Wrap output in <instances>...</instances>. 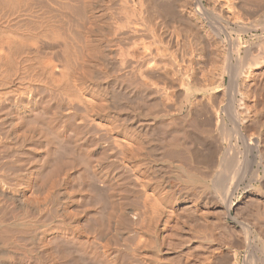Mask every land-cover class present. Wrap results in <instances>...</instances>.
<instances>
[{"label": "bare ground", "instance_id": "6f19581e", "mask_svg": "<svg viewBox=\"0 0 264 264\" xmlns=\"http://www.w3.org/2000/svg\"><path fill=\"white\" fill-rule=\"evenodd\" d=\"M117 1L119 2L120 0ZM121 1L117 3L116 0H0V156H2L0 157V264H80L82 263L81 261L88 264H246L250 258L247 259L245 254L246 258L242 261L240 251L234 248V242L233 245L228 243L231 246L227 247L228 245H225L227 242L225 243L222 240L223 233L217 232L220 229L217 227L216 230L214 223L210 222L211 218L210 220L206 218L207 215L205 214L207 213L204 214L206 211L204 210L205 207L202 209L204 210L203 212L200 211V205L211 203L212 198V202L214 203L215 200L219 207H225L228 211L231 210L230 201L232 196H234L233 191L238 184L237 180L241 175L240 167H242L240 159L238 160L237 147H229L226 142L228 144L229 155H227L229 157L220 150L218 157H216L218 159L217 167L223 163L221 162L223 159L222 154L227 157L226 161L228 158L231 159L233 157L231 160L232 169H230V159L228 163L226 162L229 164H226L229 166L227 171L224 168L229 173L232 170L230 175L226 173L227 175L224 174V176V169L222 173L221 170L217 171L216 161L213 160L212 162L215 165L213 167H216L215 171H209L210 173L214 172L213 180L215 185L213 184V187H217L214 189V194L217 193L214 196L213 194L211 195L209 190L211 178L207 174L210 168L211 170L214 168H207L206 165L208 164L204 161L205 164H202V161H199L201 156L198 157L193 149L196 139H194L195 141L192 139L193 147L189 136L192 133L193 136L195 134L200 140V145H203L201 147H205L204 145L207 144V139L215 129H212L213 126L216 127L217 133H215L219 134L220 137L223 138L228 135L227 137H230V140L231 138L235 139V142L243 140L247 147L252 144L253 137H249V135L247 137L243 133L241 116H239L240 112H238L239 114L234 112L231 115V119H229L230 124H228L224 115L220 112V107L210 108L212 110L210 113L212 112V114L207 112L209 114L206 113L208 119L205 116L204 119L206 120H202V118L201 120L207 123V121L214 118L217 126L213 125L211 127L210 124L213 123L211 121L212 123L208 122L210 127H207V124L204 125L202 123V125L200 124L201 121L199 120V123L197 120L199 119L198 114L202 113V109L207 107V105L202 108L201 106H204L202 104L199 110L202 109L197 114L189 106L179 101L181 105L179 103L180 106L178 107L177 102L178 108L175 106L177 109L172 108L173 106L170 107L171 109H176L174 110L175 112L173 110V112L169 111L171 109L168 108V103H170L168 101L175 99L174 97L178 92L177 98H180L179 96L183 94L182 92H187V90L184 91L187 88H184L181 92L179 90L177 93H173V98L172 96L171 98L166 96V99L165 95H163L162 98H165V101L168 100L167 102L164 101L168 106H164V102L163 104L159 102V98L162 96L159 94L161 96L157 97L159 80L161 85H163L162 82L164 80L170 81L171 78L176 81L175 73L176 75L177 73L182 74V77L181 75L179 77L182 78L183 83L179 79L180 83L188 86V90L191 89L190 86L192 85H189L190 75L188 73L191 64L185 63L188 65L185 67H189V70L180 72L182 68L178 66L183 62L179 64V61L184 58L181 56L182 60H177L175 63L177 67L174 68L176 65L173 62V57L176 55L174 57L176 58L177 54H173L174 56L171 53L166 54V51L170 49L167 48V44L165 47L163 43L165 48L160 47L163 46L160 44L163 39L161 41L159 39L161 33H159V30H161L160 26L162 25H158L157 19H155L156 15H152L156 11L151 14L152 16L148 15V11L152 12L154 9L152 8L153 5L156 8H160L159 4L165 0L158 2V6L155 5L157 0H147L151 3L155 1L153 5L148 2L152 6L147 4L152 10L147 6L144 9L145 11L143 10L145 13L148 12L146 14V16L148 15L147 18L144 13L141 15V8L144 6L141 0H136L141 3V6L139 5L141 8L138 6L141 11L137 10L136 4L139 3H136L135 0ZM147 1L145 0L144 2L147 3ZM198 4L197 10L199 12L201 6ZM132 7L135 8H133L135 12ZM125 8L126 10L129 9L128 12L133 10L134 15L137 16V19L135 18L136 21H134L135 16L132 17L133 13L130 16L132 18H129V20L133 19L131 21L134 23L133 26L132 23L128 24L127 15L131 14L126 11L128 13L126 15V12H124ZM168 9L166 10L170 13ZM154 10L161 11L158 9ZM158 12L156 13L161 15H157L159 18L170 16L164 13L166 11ZM162 12L165 15H162ZM173 12L171 13L175 15L174 10ZM120 13L125 14L127 20H123L124 17L122 19ZM202 14L208 15L204 12ZM180 16L182 15L180 14L179 18ZM176 17L177 22H179L180 19L178 21L177 14ZM163 18H161L162 24L168 21L167 23L170 25V21L173 20L172 16L166 17L167 21L165 22L162 21ZM183 19H181L184 22L183 24L187 26L189 20L186 19L184 21ZM174 23L176 22L174 21ZM135 24L136 27H134ZM172 25L173 23L165 27L168 30L169 27H174ZM189 25L186 28V32H184L185 34L187 32L189 34ZM211 25L212 33L221 41L222 33H224L223 27L220 29L217 28L219 26L215 27V24ZM130 26L133 28L131 29ZM122 28H127V30L124 31ZM165 29L164 32H166ZM180 31L179 33L182 32ZM164 32L162 34L165 36ZM168 32H171V29ZM168 32L167 34H169ZM174 32L172 33L174 34ZM179 33L176 34L180 36ZM167 36L169 37V35ZM171 37L174 36L171 35ZM134 38L137 41L135 43L132 42L134 44V46L131 45L132 48L128 44ZM138 38L142 39L141 42H143L139 44L140 40ZM169 38H165V41ZM187 38V35H185L183 39L187 41ZM192 39L190 38V40ZM123 40L128 42L126 45L130 46V48L121 46ZM185 41L182 42L184 45L186 44ZM136 42L139 46H135ZM171 42L174 43L175 40ZM171 42L169 40L172 45ZM149 43L157 47L153 50L154 52L156 51L157 53L159 50L157 54L154 53L153 55H157L158 58L160 52V59L158 58V60L161 61L162 57V60L164 57L167 58L166 60L167 62L170 61V64L167 65L166 69L169 70V66L172 67L174 65L171 70L175 71L174 74L172 71L170 72L173 77L168 74L169 72L165 71L168 74L167 79H165L166 73L162 72L165 67H160L164 69L161 70L164 76H161L160 72L158 77L156 72L160 68L158 69L156 66V72L153 73L151 71L152 74L156 73L154 75L156 80L152 77L153 80H158L157 84L155 82L156 86L154 81L150 79L151 75L149 74L148 76L147 70L146 73L149 78L144 75L145 70L143 69V67L148 69V64L154 61L153 57L151 58L153 52L152 50L150 51L153 46ZM219 44L217 43V46ZM171 45L168 47H171ZM140 46L143 48L145 55L139 56L143 52V50L138 52ZM191 46L193 49L195 48L194 45ZM183 47L181 46L180 48ZM222 47L224 48L225 46ZM160 48L163 53H166L163 54ZM173 49L174 51L178 49L177 45ZM178 50L181 51V49ZM184 51L189 54L192 48L190 50L187 47ZM182 53L184 52L182 51ZM189 56L185 58L186 61L188 60L191 63L193 59L190 61V58L188 59ZM228 58L224 68L221 66L225 63L220 65V67L225 75L230 76L232 72L230 61L232 58L230 55ZM166 60L161 62L163 64L161 66H166ZM145 62L148 63H146L148 67L144 65ZM156 62L159 64L158 61ZM156 62L154 61V64L152 63L151 65H157ZM217 64L219 65L220 63L217 62ZM115 65L116 67L119 66L117 67L119 71H116H121L122 75L115 74V69H117ZM181 66L183 65L181 64ZM217 66H214L216 69L214 71L221 73V69L217 71ZM142 71L144 72L142 73ZM191 75L193 74L191 73ZM169 76H171L170 79H168ZM161 77L165 78L162 79ZM223 77L224 75H219V78L217 75L214 76L213 78L216 80L214 83L217 84V78L222 81ZM179 80H177V83ZM232 81L233 79L231 78L230 84L239 85L235 84L237 83L234 82L236 80ZM172 82L176 84V82ZM170 84L172 83L167 85ZM178 85L180 84L178 83ZM183 85L182 88L184 87ZM201 86L204 89L206 87L204 85ZM176 87L177 84L172 88L170 87L169 90L175 88L174 90L177 91ZM202 87L201 89H203ZM193 89L197 90L198 87L197 89L192 88L190 91ZM204 89L203 91H205ZM166 91L168 92V89ZM190 91L189 95L192 94ZM197 91L200 93L199 91L201 90ZM42 92H47L46 95L48 97L52 96L56 99L58 104H55L56 109V106H58V108L66 111L63 114L60 113L62 110L59 111V116L62 114V118L61 116V119L59 118L61 121L57 120L59 117L55 115V113L58 114L57 112L53 111L54 113H52V109L50 112V105L53 104L54 99H52L53 101L50 105L47 103L51 102H47L45 99L47 103L44 104L43 96H41V94L44 95ZM234 92L237 93V90ZM46 95H44V98L48 99ZM186 95L182 98L184 99ZM212 95L214 94L212 93ZM215 97H213L214 101H216ZM217 97L216 99H218ZM130 98H136L139 107L140 105H142L141 108L144 106L145 111L147 110L145 105H147L148 110L145 113L144 111L139 112L140 114L137 116V109L139 108L136 109L135 107H138L136 106L138 103L131 105L136 101L133 100L129 104L128 99ZM182 98L180 99L182 100ZM213 100L212 103L214 104ZM185 101L189 102L186 99ZM199 101H201L200 97ZM140 102L143 104H140ZM203 102L204 99L202 98ZM208 103L210 102L208 101ZM195 104L192 103L193 106ZM218 104L216 102L211 107ZM196 106H199V104H196ZM125 107L130 108L131 113L129 111L125 113ZM55 108L53 110H56ZM195 109L197 111V107ZM246 112L249 113V111ZM229 116L227 117L230 118ZM69 117L71 119L75 117L74 120H79L78 124L82 122L83 127L87 122L91 126L100 127L103 130L101 132H105L104 134L110 137L107 139L110 140L107 143L108 145L106 144L107 147L112 146L114 143L116 144V146H112L116 150L108 149V152L113 151V157H108L109 153L107 154L103 146L93 148L94 144L92 145L91 143L94 140L92 139L93 141H91L90 139L94 134L92 131L95 130L92 127L95 126L86 125L94 129H91L92 131L89 133L87 131L88 134L92 133L91 138H89L87 133L88 136H84V138L88 137L91 141L90 147L92 148H90L86 146L88 143H84V139L80 138L81 136L79 137L80 133L85 134L84 132L88 130L85 129L86 126L83 129L84 131H82L83 127L80 124L82 128H77L81 132L77 133V128L75 129L77 125H74V121L72 120V122ZM244 120L243 118L242 121ZM83 123L86 124L83 125ZM158 123H162V127L161 125H159L160 127L155 125L157 128L162 129L163 125L165 127V132L163 129V133H161V130V132L157 130L161 133V136L158 135V132L157 134L155 133V128L153 130V125ZM249 123L251 122L249 121ZM250 132H254V130ZM97 133H100V131ZM96 134L94 137L100 135ZM216 134L215 136H218ZM220 137L218 136L217 141L215 140L219 146L222 144ZM81 139L83 140L82 142L80 141ZM213 139H216V137H213ZM107 140L102 142L105 144ZM226 141H228V138ZM94 143L97 145L96 142ZM200 145L198 149H200ZM209 145L207 146L208 148L213 143L211 142ZM233 145L235 144L233 143ZM219 148L221 147L217 149ZM209 149L206 152L203 151L205 152V154L203 153L204 155L202 152L199 155L211 158L213 155L211 151L213 150L210 149V151ZM224 149L227 150L226 148ZM214 150L216 149L214 148ZM122 152H127L128 154L126 153L125 155L128 156L120 157L124 154ZM3 154L11 157L7 155L5 157ZM3 157L5 160L8 158L6 161L8 163H3V166L11 164L10 166L14 168L10 169V166V170L5 169L6 167L3 168ZM209 161L207 159L208 163ZM223 164L222 166L224 167ZM114 168L117 171L113 173ZM229 169L230 171H228ZM255 173L253 174L256 175ZM94 178L103 184H101L102 186L100 185L101 187L96 185L97 190L101 188L103 190L102 193L101 190L99 191L102 194L101 196L95 190L98 196L101 197H99L100 199L91 190L92 187L95 189L94 181L97 184ZM90 193L96 196L97 203L100 200L98 205H94L96 201L93 196H90ZM89 197H93L95 201L92 205L90 201V204L86 203ZM212 204L209 205L211 206ZM246 222L249 223L248 221ZM246 226L244 225V227ZM229 231L228 233H230ZM250 239L247 231L245 241H243L247 252L251 246ZM238 246L239 244L237 243ZM227 250H230V252H227Z\"/></svg>", "mask_w": 264, "mask_h": 264}, {"label": "rangeland", "instance_id": "374dc122", "mask_svg": "<svg viewBox=\"0 0 264 264\" xmlns=\"http://www.w3.org/2000/svg\"><path fill=\"white\" fill-rule=\"evenodd\" d=\"M140 1V0H139ZM139 1H136L135 0V2L137 3H139V4H136V8H137V10H139L138 9V6L140 5L141 6V3L139 2ZM145 1V0H144ZM143 0H141V2H143V5L145 6H142V8H141V10H142V12H141V15H143V13H144V16H146V14L149 12V16L154 12V11H156V12H158L157 10H154V9H160L161 11H166V12H164L166 15L167 14H169L170 16H166V17H171L172 16V21H170L171 23H173V25L172 26H174V27H176L175 28V30H174V27L172 28H170L171 29V32H168V31H170V29L168 28V30H167V27L168 26H170L171 25V23H170V25L167 23L168 21H167V18L166 17H160L159 18V16H161V15H159V14H157L156 12H155V14L153 13L152 15H156V18L155 19H157V21L156 22H158V25L160 24V25H162L164 28H166L165 29V31L166 32H164V28L162 27V26H160L161 28V30H159V33H160V35H162V36H160L159 35V33H158V35H159V39H160V41H161V39H163V41L160 43L161 45H163V46H160V47H164V44H165V47H166V44L168 45V46H170L171 44L169 43V40H170V42L171 41H173L174 42V40H175V42L174 43H172V45H171V47H173V45H174V47L173 48H176V45H177V47H178V49H181V51L180 50H178V49H176L175 51H177V52H175L174 51V49L173 48H171V47H168L167 46V48L169 49V51H166V52H164V53H166V54H177V57L176 58H174L173 57V62H174V64L177 62V60L179 61L180 59L182 60V58H184L182 61H179V64H180V62H183L184 64L186 63V64H188V65H190L189 67H190V70L188 69V68H186L185 66H188V65H184L183 63H181L183 66H181V64H180V66H178V67H180V68H182V70H180V72H182V71H186V70H189L188 71V73H189V75H190V81H189V85H192V86H190V88L192 89V88H196L197 89V87H198V89L197 90H201V91H199L200 93H198V91L197 90H195V89H193L192 91H190V90H188L189 89V87L188 86H184L183 84H181V83H183V81L181 80L182 78H180L179 76L181 75V77H182V74H179V73H177V75H176V73L174 74V70L172 69L171 70V68L174 66V65H172V67H170L169 66V70H167L166 68L168 67L167 65H169L170 64V61H168L167 62V58H165L164 57V59L162 60V58H161V61L160 60H158V58L160 59V52H159V56H158V58H157V55H153L154 53H156V51L154 52L153 50H155V48H157V47H154L153 46V44H150L151 46H153V48L151 47V46H149V47H151L150 48V51L152 50V56H151V58L153 57V60L156 62V61H160L159 62V64L157 63V65L155 64V65H151L153 62L151 61L150 62V64H148L147 62H145L144 63V65L146 66V67H148V65H149V68L147 69V68H144L143 67V69L145 70V72L144 71H142V73L144 72V75H146V77H147V73H146V70H147V72H148V76H149V74L151 75V77H150V79L151 80H153V78H154V75L156 74L158 77H159V73L161 72V70H164V69H161L162 67L164 68L165 67V70L164 71H162V72H164V73H168V74H171L172 75V77H173V74L176 76V78H175V76H174V78L176 79V81L174 80V79H172L171 78V76H169L168 77V79H170V81L169 80H164V81H166V82H168L167 84H169V83H172V84H170V85H167L166 84V82H164L162 79L163 78H165V79H167V73L165 74V77H161L160 79L163 81L162 83H163V85H161V81L159 80V86H158V88L160 89L161 88V90H159L158 89V91H161V92H158L157 91V97L159 98L161 95V97L159 98V102H161L162 104H163V102L167 99V97L168 98H171V96H172V98H173V96H174V94L175 93H177L179 90H180V92L181 91H183V89L184 88H187V89H184V91L185 90H187V92L185 93V92H182L183 94V96L181 95V96H179L180 98H182V97H184L187 93H188V95H186V97L183 99L182 98V100L180 99V98H177L178 97V95H179V92L175 95V99H176V101H175V99H173V100H167L168 102H170V103H168V105H169V109H171L170 107L171 106H173L172 108H176L177 107V105H176V103L178 104V107L181 105V102L183 103V104H186V106H189L193 111H195V112H197V114L199 113V111H201V109L203 108V107H205V105H207V107H209L210 106V104L212 103V100H213V97H217L218 99H216V97L214 98L216 101H214L213 100V102H215L214 104H216V102H217V104L218 103H220V104H218V105H216V106H214V107H211V106H213L214 104L212 103L211 104V106L209 107V108H207V107H205V108H203L202 110L205 112H203V111H201L202 113H199L197 116H198V118L199 119H197L198 120V122L200 123V121H201V123L200 124H204V125H206L207 127L209 126V124L210 123H212V124H210V126L212 127L213 125H215V126H217L216 125V120H214V118H212L213 120H210V121H207V123H206V121H205V123L202 121V120H206V119H208V113H210V111H212V110H210V108H216V107H220V112H221V114H223L224 115V117H225V119H226V122L228 123V124H230V122H229V119H231V115L234 113V112H236V113H238V112H240V114H239V116H241L240 118H241V122L243 123V127H242V123H241V129H242V131H243V133L245 134V135H247V137H248V135H249V137H253L252 138V144L251 145H248V147L245 145V143H244V141L242 140V141H236L235 142V139H233V138H231V140L229 139L230 137H227L228 135H225L226 137H220V135L219 134H216L217 133V131L215 130L216 129V127H212V129H214L211 133L214 135H210L209 136V138L207 139V144L206 145H204L207 149H211V148H215L216 150H214V148L213 149H211V150H213V151H211L210 149V151L212 152V154L214 155V157H213V155H212V157L210 158V161H209V158H206V157H202V155H199V153H201L202 152V154L204 153L205 154V152L206 151H208L205 147H201V146H203L202 144L200 145V140L197 138V136H195V134H194V136H195V138H193L194 136H193V133L189 136V138L191 139L190 141H191V143L193 144V140L194 139H196V141H198V142H196L195 140V142H194V144H195V147H194V144H193V149L195 150V153H196V155H198V157L199 156H201V157H199V161L203 164L204 162L206 163V164H208L209 165V167H208V165H206L207 166V168H210V167H213V166H215L216 165V167H217V164H218V159L216 158V157H218L217 155L219 154V150L223 153V154H226V156L227 157H229L228 155V144H229V147L231 146L232 148L234 147V148H236V150H237V152H238V160L240 159V162H241V166L242 167H240V169H241V175L239 176V178H238V180H237V186H236V188L234 189V191H233V195L234 196H232V199H231V201H230V204L232 205V208H231V210L230 211H228V210H226V208L224 207H219L218 205H217V203L215 202V200H214V203L212 202L213 201V198H212V201H211V203L210 202H208L207 204H202V205H200V208H201V212H203L204 210H206L205 212H204V214L205 213H207V214H205V215H207V219H209L210 220V218H211V220H210V222L214 225V227H216V230H217V227H218V229H220V230H217V232H219L220 234H222V240H223V242H227L225 245L227 246V247H230L231 245H233V242H234V248H237L239 251H240V257H241V259H242V261L243 260H245V258H246V255H247V259L248 258H250V259H248L249 261H247L246 262V264L248 263V264H263L264 263V0H165V1H161V0H157L156 2V4H155V1H153L152 3L150 2V1H147V3H145ZM160 1L162 2V3H160ZM116 2L117 3H119V2H122L121 0L118 2L117 0H116ZM148 2H150V4H152L153 5V3L155 4V5H157L158 6V2L160 3L159 4V7L160 8H156V6H154L153 5V7L152 8H154L153 10H152V8L150 7V6H152V5H150ZM199 4H198V3ZM147 4H149L150 6L148 7V5ZM163 6H165V7H163ZM197 4L199 5V6H201L199 9H200V11H201V9H202V11H201V13H200V11L198 12V10H197V8H198V6H197ZM202 4V5H201ZM146 6L148 7V8H151L150 10H152V12L151 11H148L147 9H146V11H148V12H143V10L146 8ZM128 7V6H127ZM176 7H177V9H179V10H177L176 9ZM204 7V8H203ZM134 7H132V9H133ZM165 8V9H164ZM169 8V9H168ZM173 8H175V9H173ZM129 9H130V7H129ZM129 9L128 10H126V8H125V11L124 12H128L129 11ZM135 9V8H134ZM133 9V10H134ZM166 9H168V11L170 10V13L172 12V13H174L173 12V10L175 11V15L174 14H170V13H168L167 12V10ZM172 9V10H171ZM133 10H131L130 12H128V13H130L131 15H129L127 12H126V15L128 16V21H129V25L132 23L131 21L133 20H129V18L131 19L132 17H134L135 15V10H134V12H133ZM141 10H139V11H141ZM159 10V11H160ZM177 10V11H176ZM206 10V11H205ZM145 11V10H144ZM161 11L160 12H158V13H161ZM179 11V12H178ZM163 12H162V15H165V14H163ZM176 12H178V13H176ZM207 13L208 15H206V14H202V13ZM122 13H123V11H122ZM122 13H120V17L123 19V17H124V19L123 20H125L126 19V17L127 16H125V14H122ZM132 13H133V16H132ZM182 15V16H180V18H179V15L180 14ZM176 14H177V16H178V21H179V19H180V21L179 22H177V17H176ZM122 15V16H121ZM124 15V16H123ZM147 15V16H148ZM151 15V16H152ZM157 15H159V16H157ZM183 15H185L184 17H183ZM202 15H204V16H202ZM130 16H132V17H130ZM147 16H146V18H147ZM176 18H175V17ZM187 16V17H186ZM137 16H135L134 17V21H136L135 20V18H136ZM174 17V18H173ZM189 17V18H188ZM209 17H211V18H209ZM161 18H163L162 19V21H167L166 23H163L162 24V22H161ZM183 18H185V19H183ZM137 19V18H136ZM160 19V20H159ZM170 19V18H169ZM175 19V20H174ZM181 19H183L184 21L186 20V19H188L189 21V23H190V25H189V23H188V25H189V27H190V31H189V34H185L184 32H186V28H188V25L186 26L185 24H183L184 22L181 20ZM210 19V20H209ZM127 20V19H126ZM191 20V21H190ZM133 21V22H134ZM174 21L176 22V23H174ZM160 22V23H159ZM181 22H182V24H181ZM210 22V23H209ZM215 22V23H214ZM216 22H217V24H216ZM186 23V22H185ZM166 24V25H165ZM177 24V25H176ZM181 24V25H180ZM211 24H215L216 26L215 27H217V26H219V27H217V28H222V30H224L223 32L224 33H222L223 35H222V40L221 41H219V38L217 39V37H216V35L214 34V33H212L213 31H212V25ZM220 24V25H219ZM134 25V23H132V26ZM167 26V27H165V26ZM179 26V27H178ZM183 26H185V27H183ZM221 26V27H220ZM129 27V26H128ZM134 27H136V24H135V26ZM137 27L138 28H140L138 25H137ZM130 28L132 29L133 27H131L130 26ZM129 28V29H130ZM159 28V27H158ZM163 28V29H162ZM183 28H184V30H183ZM211 28V29H210ZM123 29V28H122ZM172 29H173V31H172ZM192 29H193V31H192ZM124 31H126L127 30V28H125V29H123ZM122 30V31H123ZM178 30V32H176ZM182 32H181V31ZM188 30V29H187ZM175 31V32H174ZM179 31L181 32V33H179ZM162 32H164L165 33V36H164V34H162ZM167 32L169 33V34H167ZM172 32H174V34L172 33ZM176 33H179L180 34V36L178 35V34H176ZM199 33V34H198ZM177 36H176V35ZM184 34V35H183ZM192 34H194V35H192ZM204 34V35H203ZM167 35H169V37L167 36ZM171 35L172 36H174V37H171ZM185 35H187V41H185L186 39H183L184 37H185ZM204 36V38H203V36ZM179 36V37H178ZM182 36V37H181ZM184 36V37H183ZM191 36V37H190ZM212 36V37H211ZM214 36V37H213ZM160 37H162V38H160ZM194 37V38H193ZM216 37V38H215ZM165 38H169V39H166V41H168V43L170 44H168V43H166V41H165ZM171 38H173V40H171ZM174 38H176V39H174ZM178 38V39H177ZM190 38L193 40H190ZM229 38V39H228ZM136 38H134V39H132L131 40V42H129V44L128 45H133L134 46V44L133 43H135V41H137V39L135 40ZM180 39V40H179ZM216 39V40H215ZM221 39V38H220ZM228 39V40H227ZM138 40H140L138 43L140 44V43H142L141 42V40L142 39H140V38H138ZM179 40V41H178ZM183 40V41H182ZM190 40V42H188ZM214 40H215V42H214ZM129 41V40H128ZM165 41V42H164ZM185 41V43L187 44H190V46L191 45H194L195 46V48L193 49V47L191 46V48H192V51H190L189 52V54L186 52V51H184V50H186V48L187 47H189V49L191 50V48H190V46H188V44H187V46L185 47V45L182 43V42H184ZM193 43H192V42ZM133 42V43H132ZM146 42H148V41H146ZM150 42V41H149ZM179 42V43H178ZM126 43H128L127 41L125 42V40H123V42L121 43V46H123L124 48H130V46H127L126 45ZM132 43V44H131ZM138 43L136 42V44H135V46L136 45H138ZM164 43V44H163ZM217 43L219 44L218 46H217ZM221 43H223V45H221ZM180 44V45H179ZM237 44V46H235ZM179 45V46H178ZM139 46V45H138ZM142 46V45H141ZM140 46V47H141ZM157 46V45H156ZM183 47L184 48V50H182L183 48H180V47ZM222 46H225L224 48L222 47ZM227 46V47H226ZM114 47H116V46H114ZM117 47H118V45H117ZM116 47V48H117ZM132 47V46H131ZM140 47H139V51H138V49H136L138 52H140V50H143V48L141 47V49H140ZM164 47V48H165ZM115 48V49H116ZM133 48V47H132ZM131 48V49H132ZM136 48H138V47H136ZM163 48V49H164ZM166 48V49H167ZM167 49V50H168ZM237 49V50H236ZM116 50H118V49H116ZM133 50V49H132ZM157 50V49H156ZM162 49L160 48V51H161ZM217 50V51H216ZM159 51V50H158ZM158 51H157V53H158ZM172 51H174V52H172ZM179 51V52H178ZM182 51L184 52V53H182ZM223 51V52H222ZM231 51V52H230ZM234 51V52H233ZM236 51H237V53H236ZM142 52V51H141ZM143 52H144V50H143ZM143 52H142V54H139V56H142V55H145V52H144V54H143ZM162 52V51H161ZM188 54V55H190V56H192V57H188V59L190 58V61H191V59H193V65H192V62L190 63L188 60V63H187V61H186V56H188L186 53ZM217 52V53H216ZM220 52V53H219ZM227 52V53H226ZM263 52V53H262ZM156 53V54H157ZM163 53V52H162ZM161 53V54H162ZM163 53V54H164ZM181 53H182V55H181ZM224 53H225V55H224ZM224 55V56H223ZM229 55L231 56V66H232V72H234L233 74H232V72H231V75L229 76V75H225L224 73H223V70L221 69V67L222 68H224V66L226 65V63L228 62V57H229ZM238 55V56H237ZM156 56V57H155ZM180 56V57H179ZM181 56H182V58H181ZM184 56V57H183ZM262 56V57H261ZM235 57V58H234ZM157 60H156V59ZM178 58V59H177ZM216 58V59H215ZM222 58H224L223 59V61H222ZM262 58V59H261ZM221 59V60H220ZM166 60V62H167V64H166V62H164L165 64H166V66H161V62L162 61H165ZM169 60V59H168ZM176 60V61H175ZM186 62H185V61ZM217 60H219V61H217ZM218 63H220L219 65L217 64V62ZM118 62H119V60H118ZM216 62V63H215ZM146 63L148 64V65H146ZM225 63V64H224ZM119 64V63H118ZM154 64V63H153ZM164 64V65H165ZM218 66H217V65ZM224 64V65H223ZM234 66H233V65ZM120 65V64H119ZM151 65V66H150ZM158 65H160V66H158ZM163 65V64H162ZM176 66H174V68L175 67H177V64H175ZM220 65H223V66H221L220 67ZM153 66H154V68H153ZM158 67V69H159V71L157 70V72L155 71L156 69H157V67ZM193 66V68H191ZM214 66H217L216 68H217V71L219 70L220 71V69L222 70L221 71V73L220 72H215L216 71V69H215V67ZM115 67H116V65H115ZM114 67V68H115ZM117 67H119V66H117ZM116 67V68H117ZM150 67H152V68H150ZM185 67V68H184ZM113 68V69H114ZM156 68V69H155ZM179 68V69H180ZM192 69V70H191ZM234 69V70H233ZM238 69V70H237ZM116 70H118L119 71V69L117 68V69H115V71ZM150 71V73H149V71ZM215 70V71H214ZM118 71H116V73L115 74H117V75H122L123 73H121V71L120 72H118ZM154 73V72H156L155 74H152V72ZM166 71V72H165ZM173 72V74L172 73H170V72ZM191 71H193V72H191ZM239 71V72H238ZM160 73V75L162 76L163 75V73ZM191 73L193 74V75H191ZM220 73V74H219ZM241 73V74H240ZM222 74V75H221ZM105 75V74H104ZM103 75V76H104ZM217 75V77L219 78V75L220 76H223L224 75V77H223V82L222 81H220V79H221V77H220V79H218L217 78V84L216 83H214L216 80H215V78H213L214 76H216ZM164 76V75H163ZM232 76V77H231ZM145 77V76H144ZM153 77V78H152ZM179 77V78H178ZM191 77H192V79H191ZM233 79V81L234 80H236V81H234V82H237V83H235V84H239L238 86H236V85H232V84H230V79L231 78ZM103 78H105V77H103ZM147 78H149V77H147ZM193 78H194V81H193ZM237 78V79H236ZM150 79H148V81H150ZM155 80H156V78H154ZM157 79H159V78H157ZM182 81L181 83H180V80ZM129 80V79H128ZM155 80H153L154 81V84H155V82H156V84H157V82H158V80L157 81H155ZM177 80H179V84L180 85H178V83H177ZM213 80V81H212ZM172 81H174V82H176V84H177V91H175L174 89L175 88H173V89H171V90H169L170 89V87L172 88V87H174V86H176V84L175 83H173ZM232 81V82H233ZM242 81V82H241ZM191 82V83H190ZM195 82V83H194ZM219 82H221V83H219ZM197 83H199V84H197ZM219 83V84H218ZM156 84H155V86H156ZM174 84V85H173ZM194 84V85H193ZM197 84V85H196ZM216 84V85H215ZM220 84H221V86H220ZM173 85V86H172ZM182 85L184 86L183 88H182ZM199 85V86H198ZM200 85H204V86H206L205 87V89H204V87H202L205 91H203V89H201V87H200ZM207 85H208V87H207ZM212 85V86H211ZM231 85V86H230ZM241 85V86H240ZM161 86V87H160ZM233 86H235V87H233ZM163 87V88H162ZM164 87H166V88H164ZM226 87V88H225ZM214 88V89H213ZM218 88H220V89H218ZM237 88H239V89H237ZM168 89V92L166 91ZM182 89V90H181ZM237 90V93H235L234 91H236ZM242 89H244L243 91H242ZM164 90V91H163ZM172 90H174V91H172ZM212 90V92H210ZM225 90V91H224ZM227 90V91H226ZM166 91V92H165ZM170 91H172V92H170ZM189 91L193 94H191V95H189ZM214 91V92H213ZM217 93H216V92ZM240 93H239V92ZM166 94H172V95H166ZM195 92V93H194ZM203 92V93H202ZM208 94H207V93ZM43 93V92H42ZM46 93L47 92H44L43 94L44 95H46ZM174 93V94H173ZM185 93V94H184ZM207 95H206V94ZM209 93H210V95H209ZM212 93L214 94V95H212ZM216 93V94H215ZM222 93V94H221ZM244 93V94H243ZM41 94V93H40ZM159 94H161L160 96H159ZM181 94V93H180ZM196 94V95H195ZM199 94H201V95H199ZM230 94V95H229ZM235 94V95H234ZM44 95H42L41 94V96H43V99H44V104L45 103H47L48 101L49 102H51V103H47V104H52V99H54V101H53V104L52 105H50V112H51V109H52V113H54L53 111H55V112H57L58 114H56L55 113V115H58L59 116V114L60 113H66V111H64V110H62V109H60V108H58V106H56L57 107V109H58V111H56L57 109L55 108V104L56 105H58L57 104V101H56V99L54 98V97H52V96H47L48 97V99L45 97L44 98ZM163 95H165L164 97L166 98H162L163 97ZM213 97H212V96ZM167 96V97H166ZM197 96V97H196ZM209 98H207V97ZM211 96V97H210ZM234 96V97H233ZM242 96V97H241ZM52 97V98H51ZM191 97H193V98H191ZM199 97H200V100L201 101H199ZM232 97V98H231ZM148 98V97H147ZM149 98H151L150 96H149ZM149 98H148V100H149ZM163 99V101H161L162 99ZM195 98V99H194ZM197 98H198V101H197ZM202 98L204 99V102L206 103H202ZM212 98V99H211ZM45 99L47 100V102L45 101ZM50 99H51V101H50ZM131 99V98H130ZM128 99V101H129V104L134 100H136L135 101V103L133 102L131 105H135L136 104V102H137V99L136 98H133V99ZM152 99V98H151ZM165 99V100H164ZM180 99V100H179ZM185 99L186 100H188L189 102L187 103V101H185ZM193 100V101H191V100ZM235 99V100H234ZM240 99V100H239ZM178 100V101H177ZM207 100V101H206ZM211 100V101H210ZM218 100V101H217ZM219 100H220V102H219ZM139 101V100H138ZM167 101H165V102H167ZM173 101V102H172ZM179 101H181V102H179ZM195 101V102H194ZM208 101L210 102V103H208ZM243 101V102H242ZM56 102V103H55ZM151 102V101H150ZM165 102H164V104H165ZM175 102V103H174ZM196 103L197 105L199 104V106H196V104L193 106L192 105V103ZM198 102H201V103H198ZM239 102V103H238ZM138 103V102H137ZM179 103H180V105H179ZM191 103V104H190ZM235 103V104H234ZM237 103V104H236ZM247 103V104H246ZM140 104H143V103H141L140 102ZM146 104V103H145ZM161 104V105H162ZM174 104V105H173ZM188 104V105H187ZM191 106H190V105ZM202 104H204V106L202 105ZM239 104V105H238ZM249 104V105H248ZM167 105V103L164 105V106H166ZM167 105V106H168ZM202 105V106H201ZM209 105V106H208ZM235 105V106H234ZM251 105V106H250ZM136 106H138V107H135L136 109L137 108H139V109H137V116H139V112H143L144 111V113L148 110V107H147V105H145L146 107H145V109H147L146 111L144 110V106L141 108V106L142 105H140V107H139V103H138V105L136 104ZM163 106V105H162ZM161 106V107H162ZM176 106V107H175ZM193 106V107H192ZM197 107V111H196V107ZM200 106L202 107L200 110H199V108H200ZM236 107V108H234V107ZM239 106V107H238ZM242 106V107H241ZM51 107H54L56 110H53L54 108H51ZM160 107V106H159ZM177 107V108H178ZM244 107V108H243ZM245 107H246V109H248V110H246L245 109ZM140 108H141V110H140ZM176 108V109H177ZM237 108H238V110H237ZM241 108V109H240ZM176 109H171V110H169V111H174V110H176ZM204 109H206V110H204ZM209 109V110H208ZM230 109V110H229ZM60 110H62L60 113H59V111ZM222 110V111H221ZM233 110V111H232ZM130 112L131 113V111H130V108H126L125 107V113H127V112ZM172 111V112H173ZM245 111V112H244ZM246 111H249V113H247ZM175 112V111H174ZM208 112V113H207ZM229 112V113H228ZM206 113L208 114V115H206ZM225 113V114H224ZM228 113V114H227ZM61 114V115H62ZM133 114H135V112H133ZM202 114H203V116H202ZM205 114V115H204ZM210 114H212V112L210 113ZM227 114V115H226ZM248 116H247V115ZM60 115V116H61ZM226 115V116H225ZM228 115H230L229 117L230 118H228L227 116ZM57 116V117H58ZM60 116L57 118V120L60 118ZM202 116V117H201ZM206 116V119H204V117ZM245 116V117H244ZM245 119L244 121H242L243 120V118ZM251 117V118H250ZM255 117V118H254ZM61 118H62V116H61ZM60 118V119H61ZM64 118H66V117H64ZM70 118V117H69ZM201 118H202V120H201ZM247 118V119H246ZM59 119V120H60ZM71 119V118H70ZM69 119V120H70ZM75 119V117L74 118H72L71 119V121L73 122V124L75 125H77L76 127H75V129L77 128V127H79V129H81L83 126H82V122L81 123H79L78 124V122H79V120H74ZM68 120V121H69ZM200 120V121H199ZM61 121V120H60ZM212 121V122H211ZM215 121V122H214ZM249 121L251 122V123H249ZM255 121H257V122H255ZM77 122V123H76ZM208 122H210V123H208ZM70 124H71V122H69ZM80 124H81V126H80ZM84 124H86V123H83V125ZM87 124L89 125V122H87ZM86 124V125H87ZM162 124V123H161ZM161 124H154L153 125V130H154V128H155V130H156V134H157V132H158V135L159 136H161L160 134L161 133H163V129L165 128L164 127V125H163V128L161 129V128H159L160 126L159 125H161ZM202 124V125H203ZM254 124V125H253ZM258 124V125H257ZM86 125H84V127L86 126ZM158 125L159 127V129L156 127V126ZM255 125H257V126H255ZM90 127H92V126H95V125H89ZM89 126H86L85 127V129H88V130H86L84 133L85 134H81L80 133V135H79V137L80 138H82V139H84V143H88V144H90L91 143V141H93L94 140V142H96V144L97 145H95V143L93 142V143H91L92 145H93V148L95 147V148H97V147H101V146H103L104 147V149L107 151V154L109 153H111L110 155L108 154V157L110 158H112L113 157V154H112V152H108L109 150L108 149H111V150H116V148L114 149L113 147L114 146H116V144L114 145H112V146H108L107 147V143L110 141V140H107L108 138H110V137H108L107 135H105L103 132H101V131H103L102 129H100V127L98 128V126H95V127H92V128H95V130L94 129H92V128H90ZM209 126V127H210ZM253 126H254V129H253ZM84 127L82 128V131H84L83 129H84ZM161 127H162V125H161ZM256 127V128H255ZM96 128H97V130H96ZM90 129V130H89ZM94 130V131H92V130ZM99 129V130H98ZM249 129H252V130H249ZM258 129V130H257ZM77 130V131H76ZM75 131L77 132V133H79V132H81L80 130H78V128L76 129ZM157 130H161L160 132L161 133H159V131H157ZM254 130V132H250V131H253ZM262 130V131H261ZM87 131H88V133L90 132V131H92L94 134H93V136L91 135V134H88L87 133ZM98 131H100V133H97ZM247 131V132H246ZM164 132H165V129H164ZM216 132V133H215ZM250 132V133H249ZM89 135V138H91V136H92V138L89 140V138L88 137H86V138H84V136H88L87 134ZM97 133V134H96ZM103 133V134H102ZM219 133V132H218ZM261 133H263V134H261ZM103 135V136H106L105 138H103L102 136H95L94 137V135ZM115 134V133H114ZM113 134V135H114ZM215 134L216 135H218L220 138H221V141H222V144L219 146L218 144H217V137L218 136H215ZM252 134H254V135H252ZM262 136V138H261V136ZM193 136V137H192ZM102 138V140H101V138ZM213 137L215 138L216 137V139H213ZM88 138V139H87ZM219 138V139H220ZM225 138V139H224ZM228 138V141H226V139ZM80 140L81 142L83 141V140ZM93 139V140H92ZM104 139V140H103ZM193 139V140H192ZM211 139V140H210ZM254 139V140H253ZM262 139H263V141H262ZM105 140H107L106 142H105V144H104V142H102V141H105ZM216 140V141H215ZM230 140V141H229ZM86 141V142H85ZM97 141H99V142H97ZM101 141V142H100ZM213 143V147L211 146V147H207L211 142ZM257 143H256V142ZM111 142L113 143V141H112V139H111ZM228 144H227V143ZM214 143H216L215 145H214ZM232 143V144H231ZM233 143L236 145H233ZM256 143V144H255ZM85 144V145H86ZM86 145V146H88V147H90L91 146V144L90 145ZM107 144V145H106ZM199 145H200V149H198L199 148ZM216 145H218V146H216ZM210 146V145H209ZM218 147H221V148H219V149H217ZM250 147V148H249ZM90 148H92V147H90ZM197 148V149H196ZM204 150H203V149ZM224 148H226L227 150H225ZM251 150H249V149ZM243 149V150H242ZM248 149V150H247ZM110 150V151H111ZM196 150H198V151H196ZM218 150V151H217ZM239 150V151H238ZM203 151H205V152H203ZM240 152V153H239ZM122 153H124V154H122L123 156H120V157H127L128 155H125L126 153L125 152H122ZM260 153V154H259ZM120 154H121V152H120ZM119 154V155H120ZM128 154V153H127ZM203 154V155H204ZM222 154V158L225 160H223L222 158V161L221 162H225V164H223V163H221V167L219 166V167H217V171L219 170H221V173L222 172H224L225 171V169H226V171H227V167H229V166H227V165H229V164H227L228 163V160L230 159V158H228V160L226 161V159H227V157L225 156L224 157V155ZM228 154V155H227ZM5 154H3V156H4ZM7 155V154H6ZM5 155V157H9L10 155H7L6 156ZM125 155V156H124ZM169 156V155H168ZM246 156V157H245ZM0 157H2V156H0ZM11 157V156H10ZM4 158V157H3ZM202 158H203V160H202ZM8 159V158H7ZM7 159L5 160V158L4 159H2V167L4 168V167H6L5 169H9L11 166V164L10 165H6L5 164V166H3V163H8V162H6L7 161ZM198 159V158H197ZM207 159H208V161H209V163H212L213 162V160L214 161H216L215 162V165L213 164H209L208 162H207ZM216 159V160H215ZM233 159V157L229 160V163H230V169H232L231 168V160ZM243 159V161H241ZM206 160V161H205ZM255 160V161H254ZM204 161V162H203ZM251 161V162H250ZM227 162V163H226ZM254 162V163H253ZM258 162V163H257ZM0 163H1V161H0ZM204 163V164H205ZM222 164L224 165V167L222 166ZM227 164V165H226ZM0 166H1V164H0ZM7 166H8V168H7ZM10 166V167H9ZM13 167V166H12ZM12 167L10 168V169H12ZM216 167L213 169V170H211V168L208 170V172H207V174H209V178H211V180H210V192H211V195L213 194L214 196L217 194V193H215L214 194V189L215 188H217L216 186H215V188L213 187V184L215 185V183H214V176H213V173H210L209 171H215L216 170ZM248 167V168H247ZM14 168V167H13ZM218 168H220V169H218ZM225 168V169H224ZM9 169V170H10ZM224 169V171H222ZM230 169L228 170V171H230ZM247 169V170H246ZM115 171H117V169H113V173L115 172ZM224 172L223 173V175L224 174H228L229 172ZM248 171V172H247ZM254 172H256L255 174L256 175H254L253 173ZM232 173V170H231V172L228 174V175H230ZM212 176H211V175ZM226 174V175H227ZM245 175V176H244ZM254 175V176H253ZM260 175V176H259ZM225 176V175H224ZM244 178H243V177ZM253 176V177H252ZM249 178V179H247V178ZM256 179V180H255ZM92 181H93V179H91ZM94 180H96L95 178H94ZM250 182H249V181ZM255 180V181H254ZM211 181H213L212 183H211ZM96 182H97V184L95 183V181H94V184H95V189L92 187V193H94V194H96V196H98V193L100 194V196L102 195L101 193H102V188L101 189H99V190H97L98 188L96 187V185L97 186H100L101 184H102V182H98V180H96ZM229 183V182H228ZM103 185V184H102ZM101 185V186H102ZM212 185V186H211ZM246 187H245V186ZM100 186V187H101ZM99 187V188H100ZM90 188V187H89ZM97 188V189H96ZM93 189H94V191L95 190H97L98 191V193H97V191H93ZM237 189V190H236ZM101 190V193L99 192ZM213 190V191H212ZM91 194V193H90ZM90 196H93V194H91ZM96 196L94 195L93 197H94V200L96 201V203H95V201L93 200V197H89V198H91V199H87V204L89 203V201H90V203H91V205H92V203H95L94 205H98L99 204V202H100V200H98V203H97V198H96ZM100 196H98V198L100 197ZM214 196H212V197H214ZM101 198V197H100ZM99 198V199H100ZM234 198V199H233ZM92 201V202H91ZM133 202V201H132ZM131 202V203H132ZM89 203V204H90ZM213 203V204H212ZM209 204H212L211 206L209 205ZM215 204V205H214ZM208 207H207V206ZM205 207V208H204ZM204 208V210H202ZM208 209V210H207ZM209 210H210V212H209ZM212 210H214V211H212ZM216 210V211H215ZM223 210H224V212H223ZM212 212V213H211ZM220 212V213H219ZM219 213V214H218ZM223 213V214H222ZM238 213V214H237ZM229 214V215H228ZM221 215V216H220ZM233 217V218H232ZM239 219V220H238ZM241 220H243V221H241ZM215 221V222H214ZM246 221H248L249 223H247ZM218 222H219V224H218ZM240 222V223H239ZM229 223V224H228ZM248 224V225H247ZM215 225H217V226H215ZM219 225H221V226H219ZM225 225V226H224ZM244 225L246 226H249L248 228H246V227H244ZM231 227V228H230ZM224 229V230H223ZM226 229V230H225ZM232 229V230H231ZM230 230V231H229ZM221 231V232H220ZM228 231L230 232V233H228ZM246 231V233H247V231H248V233H249V237L251 238L250 239V241H251V246L249 247V249H248V252H247V248H246V246H245V242H243V241H245L244 239H245V236H246V233H244ZM226 232V233H225ZM225 233V234H224ZM229 234V235H228ZM236 236H235V235ZM231 235V236H230ZM232 237V238H231ZM240 239H239V238ZM244 237V238H243ZM224 238V239H223ZM235 238V239H234ZM238 239V240H237ZM225 240V241H224ZM232 240V241H231ZM229 241V242H228ZM231 241V242H230ZM236 242V243H235ZM228 243H230V244H228ZM237 243L239 244V246L237 247ZM242 245V246H241ZM254 246V247H253ZM263 246V247H262ZM245 247V248H244ZM227 252H230V250H227ZM255 253V254H254ZM246 254V255H245ZM249 254V255H248ZM254 256V257H253ZM251 260V261H250ZM82 263H80V264H83L84 262L83 261H81ZM84 264H88V263H84Z\"/></svg>", "mask_w": 264, "mask_h": 264}]
</instances>
